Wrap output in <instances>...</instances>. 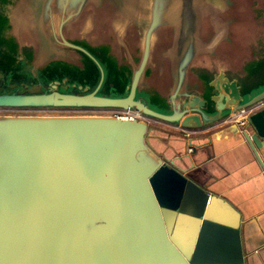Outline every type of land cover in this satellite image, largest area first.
<instances>
[{
	"label": "water",
	"instance_id": "obj_1",
	"mask_svg": "<svg viewBox=\"0 0 264 264\" xmlns=\"http://www.w3.org/2000/svg\"><path fill=\"white\" fill-rule=\"evenodd\" d=\"M107 1L0 3L5 20L0 54L15 70L0 71V109L132 111L195 131L263 105L264 67L255 70L246 94L222 70L200 89L184 90V82L198 56L192 38L203 19L197 13L222 8L227 25L222 43L237 42L243 52L257 39L250 35L253 30L264 28V0H110L130 23L129 15L138 11L146 26L133 67L123 63L127 56L112 55L105 39L91 33L101 24L99 15L108 14ZM163 26L171 33L176 29L169 41L176 54V84L166 96L153 95L141 83L151 74V36ZM254 52L252 62L264 48L257 43ZM240 129L264 172L258 156L264 106ZM150 134L144 120L0 117V264H198L169 238L151 183L164 161Z\"/></svg>",
	"mask_w": 264,
	"mask_h": 264
},
{
	"label": "crops",
	"instance_id": "obj_2",
	"mask_svg": "<svg viewBox=\"0 0 264 264\" xmlns=\"http://www.w3.org/2000/svg\"><path fill=\"white\" fill-rule=\"evenodd\" d=\"M107 3L108 14L99 15L101 24H95L91 33L105 39L103 43L110 46L112 55L127 56L123 63L133 67L137 61L133 53L144 44L139 33L143 35L146 26L138 11L129 15L130 23L128 16L114 11L117 9L110 0ZM197 14L203 19L192 38L198 56L186 71L184 90L200 89L212 80V74L222 70L230 81L237 80L240 92L246 94L255 83V70L264 67V53L258 52L262 57L252 62L257 55L256 44L264 48V28L253 30L250 35L257 39L239 52L237 42L228 46L222 43L227 36L222 8ZM209 25L213 26L211 31ZM164 27L151 36V74L146 79L143 76L141 83L153 95L166 96L176 84V54L173 42L172 47L169 45L176 29L172 37L171 30ZM90 38L94 40L95 36ZM251 62L254 64L248 66ZM260 90H252L246 98ZM142 120L152 128L150 142L164 161L158 173L164 171L172 180L165 183L168 214L171 229L182 235L183 241L188 239L182 244L185 253L198 264H264V172L240 127L222 120L200 130L185 131L178 125ZM258 156L264 164V143ZM158 185L161 188L160 181Z\"/></svg>",
	"mask_w": 264,
	"mask_h": 264
},
{
	"label": "rangeland",
	"instance_id": "obj_3",
	"mask_svg": "<svg viewBox=\"0 0 264 264\" xmlns=\"http://www.w3.org/2000/svg\"><path fill=\"white\" fill-rule=\"evenodd\" d=\"M95 68L92 66V74L90 75L91 77H94L93 73L95 72ZM11 75V74H10ZM107 76V74H106ZM29 81H31V77L25 76ZM10 78V77H9ZM111 113H109L106 110L102 109H0V117H8V116H36V117H74V116H82V117H105L109 116ZM168 174L164 173V171H161L160 173H157L154 178L151 179L152 186L154 188L156 197L160 203L163 216L166 222V225L168 227L169 231V238L171 241L178 247V249L182 252L184 257L192 263L195 261L192 259L190 256H188L182 244L188 243V239L186 241L182 240V235L180 236L171 229V224H170V212L168 214L169 210V203L167 197V188L165 183H171L172 180L171 178H168ZM169 179V181H168ZM160 181V187L158 185V182ZM172 201V200H171ZM174 202H179V200H174ZM185 200H183V205H184ZM188 237V236H187ZM192 242V240H190ZM193 264V263H192Z\"/></svg>",
	"mask_w": 264,
	"mask_h": 264
},
{
	"label": "built area",
	"instance_id": "obj_4",
	"mask_svg": "<svg viewBox=\"0 0 264 264\" xmlns=\"http://www.w3.org/2000/svg\"><path fill=\"white\" fill-rule=\"evenodd\" d=\"M263 105H256L251 108H247L244 110L239 111L237 114L233 115L232 117L225 120V122L228 123H234L239 127H243L247 123V119L249 116H251L253 113H255L259 108H261ZM111 115L106 117H113L121 120H142L144 119L139 113L132 112V111H118V110H107Z\"/></svg>",
	"mask_w": 264,
	"mask_h": 264
},
{
	"label": "trees",
	"instance_id": "obj_5",
	"mask_svg": "<svg viewBox=\"0 0 264 264\" xmlns=\"http://www.w3.org/2000/svg\"><path fill=\"white\" fill-rule=\"evenodd\" d=\"M5 1L6 0H0V3L2 4ZM4 24H5V20L2 17H0V34L3 30ZM2 46H3V41L1 40V37H0V48ZM12 63H13L12 60H10L9 58H6L5 56L0 54V71L3 70L6 73L15 71L14 69H12V66H11Z\"/></svg>",
	"mask_w": 264,
	"mask_h": 264
},
{
	"label": "bare ground",
	"instance_id": "obj_6",
	"mask_svg": "<svg viewBox=\"0 0 264 264\" xmlns=\"http://www.w3.org/2000/svg\"><path fill=\"white\" fill-rule=\"evenodd\" d=\"M94 111H95V109H94Z\"/></svg>",
	"mask_w": 264,
	"mask_h": 264
}]
</instances>
